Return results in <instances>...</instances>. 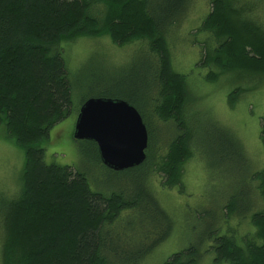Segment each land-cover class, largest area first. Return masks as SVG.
<instances>
[{"label":"trees","instance_id":"trees-1","mask_svg":"<svg viewBox=\"0 0 264 264\" xmlns=\"http://www.w3.org/2000/svg\"><path fill=\"white\" fill-rule=\"evenodd\" d=\"M210 1L213 8L202 26L213 35L230 36L222 55L217 51L213 60L220 57L224 68L243 67L245 72L249 68L264 75V23L253 20L252 6L241 0L239 7L233 0ZM190 2L0 0V128L4 127L25 156L22 199L13 202L9 211V216L14 214L13 222L20 225L9 246L14 254L15 243L19 244L18 264H139L171 235L175 220L149 187L148 178L162 175L165 186L179 185L183 164L192 157L193 131L187 130L184 118L186 76L172 71L167 41ZM233 20L242 26L249 41L232 28ZM87 34H108L120 45L146 42L154 58L148 75L152 82L147 78V87L154 94L155 115L151 113V117L166 126L175 123L177 132H182L152 161L154 138L149 114L132 99L113 97L140 111L150 141L144 163L114 171L103 164L94 141L82 140L84 154L95 155L98 163L121 179L110 191L92 189L84 171L46 161L44 145L52 127L73 111L63 43ZM67 36L70 38L65 40ZM212 62L205 57L196 64L209 66ZM216 74L211 73L210 78L216 79ZM238 92L237 88L233 94ZM260 133L264 145V125ZM225 140L232 147L238 142ZM250 179L256 194L259 190L264 199V169ZM224 197L226 200L230 195ZM245 210L241 204L228 201L222 212L223 217L241 216ZM249 215L254 235L236 236V230L228 226L206 251L191 245L174 252L163 264H200L209 253H213L211 264H264V210Z\"/></svg>","mask_w":264,"mask_h":264},{"label":"rangeland","instance_id":"rangeland-1","mask_svg":"<svg viewBox=\"0 0 264 264\" xmlns=\"http://www.w3.org/2000/svg\"><path fill=\"white\" fill-rule=\"evenodd\" d=\"M241 2L252 6V18L257 24L264 23V0ZM241 2L233 0L238 7ZM212 8L210 0H191L187 13L168 33L172 71L186 76L184 118L187 130L193 131L192 157L183 164L179 185L165 186L162 175L148 178L149 187L175 223L171 235L146 254L139 264H163L174 252L191 245L206 251L215 236L225 233L228 226L236 230V236L254 235L255 227L249 214L264 210V199L259 190L256 194V186L250 179L252 174L264 169V145L260 137L264 125V75H256L249 68L246 72L243 67L224 68L219 63L220 57L213 60L217 51L222 55L230 36L226 33L220 37L217 33L213 35L202 26ZM247 16L244 13V17ZM233 21L232 28L249 41L242 26ZM68 38L70 36L65 40ZM63 45L72 86L73 111L52 127L44 145L46 161L84 171L92 189L110 191V187H118L121 179L98 163L95 155H85L84 141L74 138L79 109L85 100L100 96L123 97L132 99L136 107L144 108L152 127L151 159L154 162L156 154L166 151L170 142L182 132H177L175 123L166 126L164 121L151 117L155 115L151 100L154 94L152 88L147 87V78L152 82L148 75L152 72L154 58L146 42L120 45L108 34H87ZM205 57L214 62L209 66L196 64ZM211 73H217L216 79L210 78ZM237 88L239 92L233 94ZM7 134L1 127L0 264H14L21 255L17 243L16 254L9 251L10 241H15L14 234L20 226L13 222L14 214L9 216V211L13 202L22 199L25 156L22 148ZM225 138L238 142L232 147ZM229 195L225 200L224 196ZM228 201L241 204L246 209L245 214L223 217L224 204ZM23 212L30 216L25 210ZM212 255L206 254L200 264H211Z\"/></svg>","mask_w":264,"mask_h":264},{"label":"water","instance_id":"water-1","mask_svg":"<svg viewBox=\"0 0 264 264\" xmlns=\"http://www.w3.org/2000/svg\"><path fill=\"white\" fill-rule=\"evenodd\" d=\"M74 138L94 141L101 161L114 171L134 168L147 159V125L140 111L121 98L87 99L80 107Z\"/></svg>","mask_w":264,"mask_h":264}]
</instances>
